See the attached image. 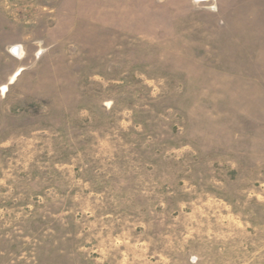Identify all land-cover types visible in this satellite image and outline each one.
Masks as SVG:
<instances>
[{
	"label": "rangeland",
	"instance_id": "374dc122",
	"mask_svg": "<svg viewBox=\"0 0 264 264\" xmlns=\"http://www.w3.org/2000/svg\"><path fill=\"white\" fill-rule=\"evenodd\" d=\"M0 264H264V0H0Z\"/></svg>",
	"mask_w": 264,
	"mask_h": 264
},
{
	"label": "bare ground",
	"instance_id": "6f19581e",
	"mask_svg": "<svg viewBox=\"0 0 264 264\" xmlns=\"http://www.w3.org/2000/svg\"><path fill=\"white\" fill-rule=\"evenodd\" d=\"M201 1H210V0H201ZM18 55H21V52L20 51H18Z\"/></svg>",
	"mask_w": 264,
	"mask_h": 264
}]
</instances>
